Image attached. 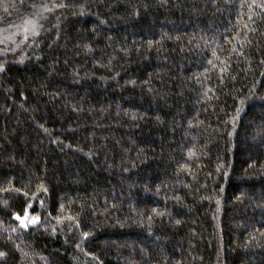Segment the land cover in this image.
Listing matches in <instances>:
<instances>
[{"label":"trees","instance_id":"1","mask_svg":"<svg viewBox=\"0 0 264 264\" xmlns=\"http://www.w3.org/2000/svg\"><path fill=\"white\" fill-rule=\"evenodd\" d=\"M0 264H264V0H0Z\"/></svg>","mask_w":264,"mask_h":264},{"label":"snow or ice","instance_id":"2","mask_svg":"<svg viewBox=\"0 0 264 264\" xmlns=\"http://www.w3.org/2000/svg\"><path fill=\"white\" fill-rule=\"evenodd\" d=\"M16 219H20V217H19V216H17V217H16ZM33 222H35V221H33ZM22 223H23V221H22Z\"/></svg>","mask_w":264,"mask_h":264}]
</instances>
